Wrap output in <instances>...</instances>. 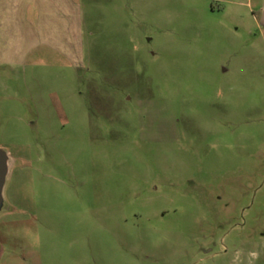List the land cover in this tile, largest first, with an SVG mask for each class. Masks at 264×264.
Returning a JSON list of instances; mask_svg holds the SVG:
<instances>
[{
	"label": "rangeland",
	"instance_id": "obj_1",
	"mask_svg": "<svg viewBox=\"0 0 264 264\" xmlns=\"http://www.w3.org/2000/svg\"><path fill=\"white\" fill-rule=\"evenodd\" d=\"M67 2L0 64V264H264L262 0Z\"/></svg>",
	"mask_w": 264,
	"mask_h": 264
},
{
	"label": "crops",
	"instance_id": "obj_2",
	"mask_svg": "<svg viewBox=\"0 0 264 264\" xmlns=\"http://www.w3.org/2000/svg\"><path fill=\"white\" fill-rule=\"evenodd\" d=\"M67 4V0H0V64L23 62L41 43V35L57 41L76 36L75 16H69L73 7ZM75 46L73 50H80L79 41Z\"/></svg>",
	"mask_w": 264,
	"mask_h": 264
},
{
	"label": "water",
	"instance_id": "obj_3",
	"mask_svg": "<svg viewBox=\"0 0 264 264\" xmlns=\"http://www.w3.org/2000/svg\"><path fill=\"white\" fill-rule=\"evenodd\" d=\"M262 23L264 24V0H263V9H262ZM8 154L0 149V212L3 210L4 200H3V187L6 182L8 175Z\"/></svg>",
	"mask_w": 264,
	"mask_h": 264
}]
</instances>
